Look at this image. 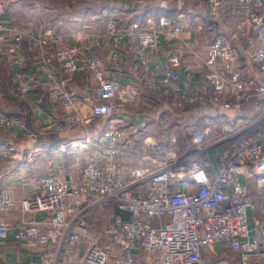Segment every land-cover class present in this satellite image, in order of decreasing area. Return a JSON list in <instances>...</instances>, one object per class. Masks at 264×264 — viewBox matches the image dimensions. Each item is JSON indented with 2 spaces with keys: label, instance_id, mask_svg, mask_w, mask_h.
I'll return each mask as SVG.
<instances>
[{
  "label": "built area",
  "instance_id": "1",
  "mask_svg": "<svg viewBox=\"0 0 264 264\" xmlns=\"http://www.w3.org/2000/svg\"><path fill=\"white\" fill-rule=\"evenodd\" d=\"M122 1L126 11L134 10L141 2ZM207 3L210 17L230 14L233 22L226 35L210 44L203 61L190 49L193 63L201 66L202 89L196 91L183 84L182 48L170 54L166 69L153 67L162 40L178 41L182 36L183 27L171 17L161 16L157 23L135 20L125 28L118 19L120 10L104 11L97 19L103 25L96 26L91 42L93 48L107 44V54L101 57L95 52L89 54L88 44L58 46L59 39L51 32L35 35L22 26L6 27L1 17L6 14L7 0H0V52L13 55L12 64L18 68L13 74L18 97L25 100L38 90L60 109L63 118L48 124L55 133L88 130L93 121L110 122L100 134L86 131L85 137L61 147L62 151H87L88 160L78 180L43 172L35 180V190L21 200L24 214L48 212L46 221L23 220L12 227L4 215L14 210L16 200L10 188L0 189V241L13 232L28 249L41 252L38 264H208L209 254L218 245L242 252L244 259L250 254L264 256V222L251 228L249 211L254 209L255 200L241 179L243 169L251 166L258 185L264 186V0H233L234 6L229 0ZM127 41L134 48L146 87L168 95L177 113H185L208 95L213 104L236 113L245 111L253 101L255 114L239 127L215 122L192 129L193 147L186 156H178L176 138L167 146L146 139L149 166L124 177L118 159L124 141L129 145L133 141L131 131L121 125L118 115L137 100L140 92L135 84H123L111 76L110 67L125 59ZM237 42L243 43L250 60L259 65L261 78L244 76ZM26 52L37 61L36 72L25 70ZM86 72L98 83L97 99L82 104L67 87ZM19 125V118L0 113V134ZM213 128L227 134L206 144ZM251 129L253 132L245 134ZM223 143L228 147L211 174L196 161L185 169L186 163ZM180 184H184L185 191L180 190ZM112 206L120 213H109ZM93 210L106 215L107 246L90 231L89 214ZM135 251H141L144 258L139 259Z\"/></svg>",
  "mask_w": 264,
  "mask_h": 264
},
{
  "label": "crops",
  "instance_id": "2",
  "mask_svg": "<svg viewBox=\"0 0 264 264\" xmlns=\"http://www.w3.org/2000/svg\"><path fill=\"white\" fill-rule=\"evenodd\" d=\"M21 1L27 2L23 9ZM47 1L7 0V11L1 19L8 28L22 26L35 35L51 32L58 39L61 37L57 42L58 46H83L88 44L90 45L89 54L95 52L99 56L105 57L107 44L103 43L102 46L93 48L91 42H93L94 34L89 36V33H83L84 30L75 31V38L72 40H62L63 37L66 38L69 35V33H66L70 29L69 24L80 22L83 19L78 20L76 18L65 22L61 20L56 22L57 24H53L50 23L51 21L45 20L44 16L36 17L33 13L41 9L43 3ZM37 2L39 3L37 4ZM229 2L231 6H234L233 0H229ZM111 9L120 10L118 19L125 28L129 27L131 22L135 20H139L144 24L147 21L157 23L161 16L171 17L176 24L182 26L183 33L178 41L165 38L162 40L158 55L153 57V67L159 65L162 69H166L170 54L174 50L182 48L184 50V66L180 74L183 84L188 89L196 91L202 89L201 66L193 63L191 50H195L194 52L199 56V60L203 61L210 44L217 37L226 35L229 32L231 22H233L230 14L223 15V18L218 19L210 17L207 0H194L191 1V4L188 0H141L134 10L129 11L125 10V3L122 0H113L112 8H107L105 11ZM98 18L99 16L96 18L91 16L89 21L94 23ZM223 21L226 22V25ZM236 44L241 49V68L244 76L261 78L263 75L259 65L250 60L246 47L241 42ZM25 54V70L31 73L36 72L38 65L34 56L29 52ZM123 54L125 59L110 67V75L118 78L123 84H135L140 92L137 100L127 105L125 111L118 115L121 117V125L131 131L133 141L132 145H129L127 140L124 141L123 150L118 159L121 174L128 178L133 170L149 166V161L146 160L149 149H147L144 141L152 138L157 141L164 139L165 129L168 128L171 121L180 122L185 113L179 114L173 109L168 95L151 92L146 87L136 53L128 41L123 48ZM12 56L10 52H0V113L7 117L19 118L20 125L0 134V189L8 187L13 191L16 206L12 212L4 215V219L12 227H17L23 220L44 222L48 219L50 216L48 212L24 214L21 208V200L35 190V180L43 172L52 171L66 180H78L88 160L87 151L78 148H67L62 151L61 147L68 142L85 137L86 131L95 135L94 132L99 127L92 123L88 130L78 128L71 132L61 133L49 130V121L60 120L64 114L60 109L53 107L38 90L31 93L25 100L18 97L13 83V74L18 68L12 64ZM96 82V79L86 72L70 82L67 88L80 98L82 104H85L97 99ZM164 98L169 101L170 116L167 113L164 114L167 106L161 104V99ZM208 99V95H206V99L200 104H207ZM255 112L256 109L250 115L244 116L242 113L229 111L220 106L214 110L203 107L195 113V116L206 115L205 127L215 122L239 127L248 123L249 117L254 115ZM150 120L153 121V124L150 123ZM194 128L196 129V127ZM251 132H253V129L245 134ZM173 137H175L174 134L169 135L168 140L170 141ZM223 146L222 151L228 147L227 143ZM196 164L206 166L204 163ZM213 169L208 168L206 170L211 174ZM253 174L252 167L249 166L247 169H243L241 177L254 196L255 206L254 209L249 211V220L251 228L255 229V224L264 222V186L260 187L258 185L257 178ZM179 187L181 191L186 190L184 184H180ZM109 213L119 214L120 212L117 207L112 206L109 208ZM102 216L103 213L98 210L90 212V231L99 238L101 245L107 246L109 242L104 233L107 221L105 219V222L101 221ZM261 244L264 247V240ZM40 253V251L28 249L25 244L16 240L13 232L5 241H0V264H38ZM135 253L139 259L144 258L141 251L138 254L136 251ZM212 262H220L221 264H264V256L250 254L247 259H244L242 252L232 251L228 247L218 245L213 254H209L207 263Z\"/></svg>",
  "mask_w": 264,
  "mask_h": 264
},
{
  "label": "trees",
  "instance_id": "3",
  "mask_svg": "<svg viewBox=\"0 0 264 264\" xmlns=\"http://www.w3.org/2000/svg\"><path fill=\"white\" fill-rule=\"evenodd\" d=\"M43 7L37 11H35L33 14H35L36 17H41L44 16L45 20L47 21H51L50 23L53 24H57L56 22L59 19L64 20V22L68 19L71 18L72 15H74L75 18L78 19H84V18H89L93 15H95L96 13H101L102 11H104L107 8H112L113 5V0H84V2L81 3V7L78 8L80 9L78 11L77 7H72L73 2L72 1H55V0H48L47 2L43 3ZM65 4H68V6L72 7L70 9H72V11H70V9H67L65 7ZM154 9V8H152ZM68 13H66V11H68ZM37 13V14H36ZM56 20V21H55ZM216 27V26H215ZM168 100L167 98L165 99H161V104H165L167 105L164 109V114L167 113V115L170 116L171 111L168 107ZM161 106V105H160ZM203 107L206 108H212L213 110L216 107H219V105L217 104H213L211 102V100L208 99L207 104H198L192 107H188V109L185 112V115L183 116V118L181 119L180 122L171 121V124L168 126V128L165 129V138L162 139L161 141H159L162 145H169L171 140L173 138H176V146H179L180 148H183L182 142H185V140H187L188 143H186L188 146L186 147V149L189 147L192 148L193 144L191 142L190 139V130L194 127L196 128H204V121L206 118V115H201V116H195V113L199 110L202 109ZM256 109V104L252 101L251 103L248 104V107L246 108L245 111L241 112L242 115L247 116L250 115V113H252L253 111H255ZM163 112V111H162ZM150 123L153 124V121L150 120ZM107 126L103 129H106ZM102 129V128H101ZM96 130L94 132L95 135L98 134V132H102V130ZM104 131V130H103ZM172 132V133H170ZM174 134L175 137L171 138L170 141L168 140L169 135ZM188 149V150H189Z\"/></svg>",
  "mask_w": 264,
  "mask_h": 264
},
{
  "label": "rangeland",
  "instance_id": "4",
  "mask_svg": "<svg viewBox=\"0 0 264 264\" xmlns=\"http://www.w3.org/2000/svg\"><path fill=\"white\" fill-rule=\"evenodd\" d=\"M50 1V0H49ZM53 1V0H52ZM191 1H194V0H188V2H189V4H191ZM198 1H202V0H198ZM73 2V5H72V7H77V9L78 8H80L82 5H81V3L82 2H84V0H76V1H72ZM39 2H37V4H38ZM24 5H27V2L26 1H21V6H22V9H23V7H25ZM65 7L67 8V9H70V8H72V7H70V6H68V4H65ZM80 9H78V11H79ZM70 11H72V9H70ZM81 11V10H80ZM105 11V10H104ZM104 11H102L101 13H96L95 15H93V16H95V18L97 17V16H102L103 14H104ZM69 12V10L68 11H66V13H68ZM76 18L74 17V15H72L71 16V18H68L66 21H71V20H75ZM89 19H90V17L89 18H84L83 20H81V19H78V20H81L80 22H73L72 24H69V30H68V32H66V33H69V35L68 36H66V38L65 37H63V41H69V40H72L73 38H75V31H78V30H84V32L83 33H89V36L90 35H92L93 33H94V31L97 29L96 28V26H98V27H101L103 24L101 23V22H97L98 20H96V22H94V23H92V22H90L89 21ZM99 19V18H98ZM62 19H59L57 22H59V21H61ZM77 20V21H78ZM56 21V20H55ZM63 22H64V20H62ZM68 23H71V22H68ZM60 37V36H59ZM83 37V36H82ZM61 38V37H60ZM60 38H59V40H60ZM92 77V76H91ZM95 81V80H94ZM96 86H98V83L96 82ZM115 117H118V116H115ZM92 123H94L95 124V126L96 127H99V129H101L102 131L103 130H105V129H103L104 128V126L106 127L107 126V128L109 127V125H110V122H109V120H98V121H93ZM211 126H212V124H211ZM98 129V130H99ZM101 132H98V134H100ZM226 135L227 133H223V132H221V130L219 129V128H213V131L210 133V135L208 136V138H207V140H206V144H208V143H212V142H214L215 140H217V139H219V137L220 136H222V135ZM186 143H188L187 142V140H185V142H182V145H183V148H180L179 149V146L177 145V147L176 148H178V153H179V155L178 156H186V155H188L189 154V147L186 149V147L188 146ZM224 144H226V143H223L222 145H219V146H216V147H214V148H212L209 152H208V154H202V155H200V156H198V158H194L193 160H191L190 162H188V163H186L184 166H185V169L186 170H188V169H190L191 167H192V165L195 163V161H196V163H198V164H200V163H204L206 166L207 165H210V167L211 168H215L219 163H220V161L222 160V156H223V149H224ZM222 147V148H221ZM205 166V168L206 169H208L207 167ZM124 176V175H123ZM241 179H242V177H241ZM264 183V182H263ZM103 218H102V220L101 221H103V222H105V220H106V215L105 214H103V216H102ZM105 219V220H104ZM108 245V244H107Z\"/></svg>",
  "mask_w": 264,
  "mask_h": 264
},
{
  "label": "bare ground",
  "instance_id": "5",
  "mask_svg": "<svg viewBox=\"0 0 264 264\" xmlns=\"http://www.w3.org/2000/svg\"><path fill=\"white\" fill-rule=\"evenodd\" d=\"M181 175H182V173H181Z\"/></svg>",
  "mask_w": 264,
  "mask_h": 264
}]
</instances>
